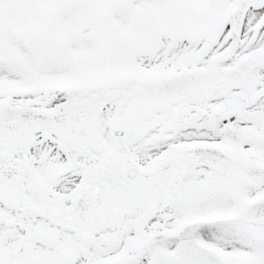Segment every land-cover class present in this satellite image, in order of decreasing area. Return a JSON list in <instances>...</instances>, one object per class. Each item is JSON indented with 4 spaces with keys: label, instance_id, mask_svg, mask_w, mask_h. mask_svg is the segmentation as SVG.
I'll use <instances>...</instances> for the list:
<instances>
[{
    "label": "snow or ice",
    "instance_id": "1",
    "mask_svg": "<svg viewBox=\"0 0 264 264\" xmlns=\"http://www.w3.org/2000/svg\"><path fill=\"white\" fill-rule=\"evenodd\" d=\"M0 264H264V0H0Z\"/></svg>",
    "mask_w": 264,
    "mask_h": 264
}]
</instances>
